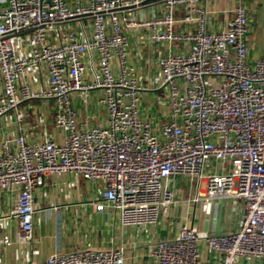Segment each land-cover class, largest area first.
<instances>
[{
    "label": "built area",
    "instance_id": "1",
    "mask_svg": "<svg viewBox=\"0 0 264 264\" xmlns=\"http://www.w3.org/2000/svg\"><path fill=\"white\" fill-rule=\"evenodd\" d=\"M148 1L6 0L0 9L4 218H16V242L30 241L34 191L55 175L102 183L93 204L123 225H155L174 203L168 180L183 175L194 200L240 201V222L203 235L183 225L151 242L141 264H264V50L250 59L249 10L238 4L209 30L201 0H159L160 11L133 17ZM142 28L164 48L149 97L128 56L126 32ZM34 99L51 111L53 133L30 140L25 121L38 107L22 104ZM124 250L78 248L29 264H126Z\"/></svg>",
    "mask_w": 264,
    "mask_h": 264
},
{
    "label": "crops",
    "instance_id": "2",
    "mask_svg": "<svg viewBox=\"0 0 264 264\" xmlns=\"http://www.w3.org/2000/svg\"><path fill=\"white\" fill-rule=\"evenodd\" d=\"M5 3L6 0H0V9ZM200 4L206 9V27L209 30L222 27L233 15L236 5H245L249 10L250 26L248 54L252 60L259 57L264 50V0H201ZM160 9L159 0H151L132 10V16L143 19ZM126 33L130 42L129 64L137 78L149 87L145 93L149 97L153 90L156 91L153 87L159 82L156 62L164 48L149 42L144 28L127 30ZM41 82L46 83L45 76H42ZM26 105H31L32 110L38 107L35 113L29 112L26 117L25 131L29 139L40 138L43 133H53L48 123L49 108L35 99L22 104V107ZM91 105L94 106V103ZM152 107L156 108L155 105ZM78 108L83 120L85 109L81 106ZM56 138H61L60 133H56ZM168 184L174 190V203L169 213L160 216L157 224L123 225L117 213L99 211L93 204L95 198L100 196L102 183L49 175L44 186L34 191L32 238L25 243L15 240L16 218H4L11 209V200L6 192H0V264L43 262L47 256L58 251L118 246L125 249L126 264H141L145 249L151 242L173 236L183 225L192 227L200 235L210 232L218 234L238 226L242 209L240 201L229 198L205 200L201 197L194 200V186L183 175L171 177ZM204 190L205 184L200 182V191ZM4 236L9 237L10 245L3 243Z\"/></svg>",
    "mask_w": 264,
    "mask_h": 264
}]
</instances>
